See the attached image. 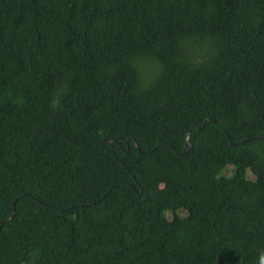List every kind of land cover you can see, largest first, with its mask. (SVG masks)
<instances>
[{
    "label": "trees",
    "instance_id": "1",
    "mask_svg": "<svg viewBox=\"0 0 264 264\" xmlns=\"http://www.w3.org/2000/svg\"><path fill=\"white\" fill-rule=\"evenodd\" d=\"M0 222V264H261L264 0H0Z\"/></svg>",
    "mask_w": 264,
    "mask_h": 264
},
{
    "label": "rangeland",
    "instance_id": "2",
    "mask_svg": "<svg viewBox=\"0 0 264 264\" xmlns=\"http://www.w3.org/2000/svg\"><path fill=\"white\" fill-rule=\"evenodd\" d=\"M210 163H211V166H215V167H217L219 165V162L216 160H212ZM230 172H231V170L228 166L223 169V174H225V175H229ZM248 176H250V175H248ZM177 213L181 216L184 215V211L181 208L177 209ZM164 215L166 218L170 217V214L168 212H164Z\"/></svg>",
    "mask_w": 264,
    "mask_h": 264
},
{
    "label": "water",
    "instance_id": "3",
    "mask_svg": "<svg viewBox=\"0 0 264 264\" xmlns=\"http://www.w3.org/2000/svg\"><path fill=\"white\" fill-rule=\"evenodd\" d=\"M188 134H189V132H187L186 133V139H185V141H184V143H183V150H185V149H189L190 148V144H189V142H188ZM260 138H262V137H256V139H260ZM103 142V141H102ZM108 142H110V141H108ZM243 141H240V142H237V143H233V142H229V144L230 145H236V144H238V143H242ZM134 146L136 147V144H134ZM12 216H13V212H11L10 213V215H9V217L6 219V221H9V220H11L12 219ZM0 224H1V222H0Z\"/></svg>",
    "mask_w": 264,
    "mask_h": 264
},
{
    "label": "clouds",
    "instance_id": "4",
    "mask_svg": "<svg viewBox=\"0 0 264 264\" xmlns=\"http://www.w3.org/2000/svg\"><path fill=\"white\" fill-rule=\"evenodd\" d=\"M261 264H264V255L261 256Z\"/></svg>",
    "mask_w": 264,
    "mask_h": 264
}]
</instances>
